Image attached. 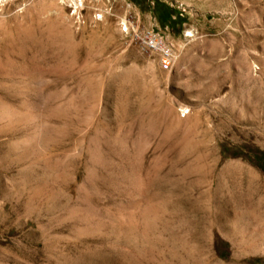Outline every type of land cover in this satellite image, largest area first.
<instances>
[{"label": "rangeland", "instance_id": "1", "mask_svg": "<svg viewBox=\"0 0 264 264\" xmlns=\"http://www.w3.org/2000/svg\"><path fill=\"white\" fill-rule=\"evenodd\" d=\"M0 264H264V0H0Z\"/></svg>", "mask_w": 264, "mask_h": 264}, {"label": "built area", "instance_id": "2", "mask_svg": "<svg viewBox=\"0 0 264 264\" xmlns=\"http://www.w3.org/2000/svg\"><path fill=\"white\" fill-rule=\"evenodd\" d=\"M68 2L71 15L77 18L83 9L85 0H62ZM100 17V16H99ZM121 32L129 36L130 42L136 45L142 52L157 56L161 70L169 71L174 62V51L166 42L165 38L157 28L139 29L133 23L121 20L119 22Z\"/></svg>", "mask_w": 264, "mask_h": 264}]
</instances>
